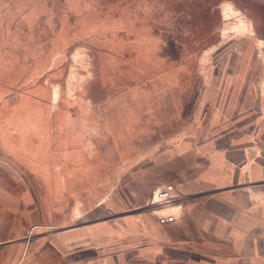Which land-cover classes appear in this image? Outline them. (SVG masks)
Instances as JSON below:
<instances>
[{"label": "rangeland", "instance_id": "374dc122", "mask_svg": "<svg viewBox=\"0 0 264 264\" xmlns=\"http://www.w3.org/2000/svg\"><path fill=\"white\" fill-rule=\"evenodd\" d=\"M258 127L264 0H0V264H76L87 241L145 264L134 241L198 199L210 151L264 158Z\"/></svg>", "mask_w": 264, "mask_h": 264}, {"label": "crops", "instance_id": "0c3cea01", "mask_svg": "<svg viewBox=\"0 0 264 264\" xmlns=\"http://www.w3.org/2000/svg\"><path fill=\"white\" fill-rule=\"evenodd\" d=\"M257 133L264 135V129L258 127ZM242 146L226 149L225 145L210 151L205 166L189 174L187 190L198 199L186 205L176 223L146 227V240L134 241L140 257L133 260H145V264H264V201L253 197L264 196V158L258 159L251 145ZM30 213L35 223L34 210ZM95 244L84 243L85 254L71 256V261L124 264L134 257V248L122 255L104 256L99 248L105 245Z\"/></svg>", "mask_w": 264, "mask_h": 264}, {"label": "built area", "instance_id": "2783aa9c", "mask_svg": "<svg viewBox=\"0 0 264 264\" xmlns=\"http://www.w3.org/2000/svg\"><path fill=\"white\" fill-rule=\"evenodd\" d=\"M169 192H174L172 196L176 199L168 201L167 203L173 202L172 203L173 205L169 208L160 209V207H162L165 203L163 202V200L171 199L170 197L169 198L167 197L168 196L167 194ZM177 194L178 193L172 184H161L155 187V190L153 191L148 201L149 202L148 204L152 206V209L154 210L155 215L157 216L159 222L171 221L177 215L176 211L178 210L177 212H180V206H179L180 202L178 200L180 198Z\"/></svg>", "mask_w": 264, "mask_h": 264}, {"label": "bare ground", "instance_id": "6f19581e", "mask_svg": "<svg viewBox=\"0 0 264 264\" xmlns=\"http://www.w3.org/2000/svg\"><path fill=\"white\" fill-rule=\"evenodd\" d=\"M56 101H58V99H57V90L54 89L53 95H52V103L54 104V103H56Z\"/></svg>", "mask_w": 264, "mask_h": 264}]
</instances>
